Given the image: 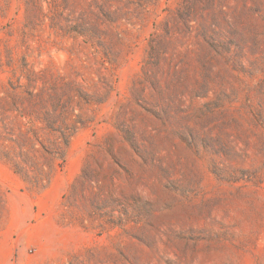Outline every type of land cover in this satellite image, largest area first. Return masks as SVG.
Segmentation results:
<instances>
[{
  "label": "rangeland",
  "instance_id": "rangeland-1",
  "mask_svg": "<svg viewBox=\"0 0 264 264\" xmlns=\"http://www.w3.org/2000/svg\"><path fill=\"white\" fill-rule=\"evenodd\" d=\"M40 92L78 129L42 191L0 158V264H264V0H0V114Z\"/></svg>",
  "mask_w": 264,
  "mask_h": 264
},
{
  "label": "trees",
  "instance_id": "trees-1",
  "mask_svg": "<svg viewBox=\"0 0 264 264\" xmlns=\"http://www.w3.org/2000/svg\"><path fill=\"white\" fill-rule=\"evenodd\" d=\"M29 95L34 104H39V109H17V112L24 117H35L39 127L33 122L23 130L26 125L22 126L21 122L15 120L9 122L0 114V158L22 180L26 189L38 192L48 186L53 161L64 160L70 140L78 128L75 123H69L67 110L56 103L48 107L43 92ZM47 98L50 99L49 96ZM15 130H18L17 135Z\"/></svg>",
  "mask_w": 264,
  "mask_h": 264
}]
</instances>
